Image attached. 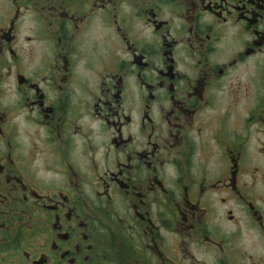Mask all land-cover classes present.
I'll list each match as a JSON object with an SVG mask.
<instances>
[{
    "label": "flooded vegetation",
    "instance_id": "af4514ba",
    "mask_svg": "<svg viewBox=\"0 0 264 264\" xmlns=\"http://www.w3.org/2000/svg\"><path fill=\"white\" fill-rule=\"evenodd\" d=\"M0 264H264V0H0Z\"/></svg>",
    "mask_w": 264,
    "mask_h": 264
}]
</instances>
